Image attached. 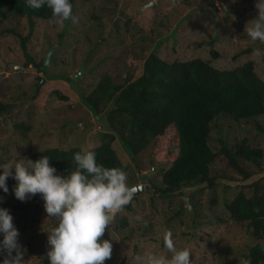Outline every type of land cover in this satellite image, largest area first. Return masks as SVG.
Returning <instances> with one entry per match:
<instances>
[{
    "label": "rangeland",
    "instance_id": "obj_1",
    "mask_svg": "<svg viewBox=\"0 0 264 264\" xmlns=\"http://www.w3.org/2000/svg\"><path fill=\"white\" fill-rule=\"evenodd\" d=\"M73 14L77 22L34 19L33 27L28 17L10 12L0 19V99L10 106L0 116V160L31 158V153L46 148L88 150L98 146L99 134L105 131L103 116L94 115L83 96L92 92L106 72L119 83L138 78L143 73L147 50L155 46L158 34H167L155 47L167 61L203 58L215 62L219 69H232L252 60L264 80V42L252 40L244 31L246 23L258 15L255 0H77ZM12 29L22 36L32 34L28 51L37 62L45 63L42 71L26 65L17 35L3 33ZM169 36L172 39L167 41ZM249 48L251 52L243 53ZM212 51L218 59L212 57ZM82 67L84 72L76 79ZM55 91L68 100L60 99ZM38 93L40 96L34 99ZM258 123L264 128L263 118L219 120L230 147L247 139L252 147L263 150L262 170L243 162L245 170L254 173L244 180L228 159L219 155L211 170L221 177L214 188L201 185L164 198L151 191L148 184L143 185L135 192L132 207L116 213L109 226L111 233L106 229L102 237L113 238L112 257L105 264H135V257L145 252L170 257L163 243L169 232L178 249L191 250L192 264H231L237 248L241 249L246 241L254 243L245 225L230 220L223 203L241 191L250 194L251 184L256 181L264 184V133L257 128ZM212 135L213 148L221 150L217 139L221 135L217 131ZM114 149L126 167L129 185L138 187L150 178L159 186L162 166L154 151L159 153L164 148L154 150L150 145L135 160L119 140ZM15 183L11 177L8 179L9 192L0 190L2 200L13 198L12 203L19 202L12 192ZM192 200L195 207L191 210ZM36 202L39 212L30 225L13 216L27 248L26 264L46 256V231L56 223L52 218L46 221L40 194L31 196L26 204ZM123 216L128 219L126 228L119 225ZM194 220L198 225H193Z\"/></svg>",
    "mask_w": 264,
    "mask_h": 264
},
{
    "label": "trees",
    "instance_id": "obj_2",
    "mask_svg": "<svg viewBox=\"0 0 264 264\" xmlns=\"http://www.w3.org/2000/svg\"><path fill=\"white\" fill-rule=\"evenodd\" d=\"M76 1L71 0L73 8ZM7 12L28 17L32 27L34 19H55L50 8L44 6L34 9L27 6L24 0H0V19ZM5 32L20 38L22 51L27 58L26 65L42 71L45 63L37 62L28 51L32 34L22 36L16 29ZM158 35L154 39L155 46L147 50L143 73L138 78H126L123 83H119L110 72H106L92 92L83 96V102L91 112L98 117L103 116L101 120L105 128L99 134V145L88 151L96 153L99 163L107 167H121L126 171L114 149L117 140L133 160L150 145H153L154 150L164 148L159 153L154 151L162 166L159 171L161 183L158 186L148 178L142 184H148L151 191L164 198L184 194V189L201 185L214 188L221 177L213 175L211 170L219 155H224L229 164L244 176V180H248L254 173L246 171L243 162L262 170L263 150L252 147L247 139L230 147L221 133L219 120L231 118L240 122L264 119V80L257 74L254 62L248 60L232 69H219L215 62L203 58L175 59L170 62L155 49L158 40L167 34L164 37ZM251 51L249 48L243 53ZM212 53V57L218 59L216 51ZM55 93L60 94L58 91ZM39 96L38 93L33 98ZM59 98L68 100L62 95ZM9 108L0 99V116H4ZM257 128L264 133L259 123ZM213 131L221 135L217 138L222 145L219 151L212 146ZM81 150V147L46 148L31 153L30 157L36 160L41 155H48L50 164L58 172L67 174L74 167L73 154ZM251 190L250 194L241 191L223 203L230 220L245 225L248 236L254 239V243L246 241L241 249L237 248L231 257V264H240L241 257L248 259L249 264H264V184L256 181L251 184ZM12 201L13 198H0V206L7 207L13 216L27 225L35 221L39 212L37 202L30 206L26 204L27 200H19L18 203ZM131 202L124 207L130 209ZM189 207L191 210L195 207L193 200ZM119 225L126 228L128 219L123 216ZM193 225H198V222L194 220ZM34 264H48L47 257Z\"/></svg>",
    "mask_w": 264,
    "mask_h": 264
},
{
    "label": "clouds",
    "instance_id": "obj_3",
    "mask_svg": "<svg viewBox=\"0 0 264 264\" xmlns=\"http://www.w3.org/2000/svg\"><path fill=\"white\" fill-rule=\"evenodd\" d=\"M31 8L48 7L60 20L78 18L73 14L71 0H24ZM219 3V0H216ZM258 15L248 21L244 31L252 40L264 42V0H255ZM74 167L67 174L50 164L48 155L38 159L14 158L0 160V190L9 192L8 179L15 197L21 201L40 194L55 226L47 232L48 264H105L112 257L113 238H102L110 230L114 215L132 200L136 188L129 185L127 172L117 166L107 167L97 161L94 151L73 154ZM259 211V209H257ZM0 264H26L27 248L20 240V231L12 213L0 206ZM112 237V236H111ZM171 256L142 253L135 264H192L188 247L178 249L171 233L163 239ZM240 264H249L241 257Z\"/></svg>",
    "mask_w": 264,
    "mask_h": 264
},
{
    "label": "water",
    "instance_id": "obj_4",
    "mask_svg": "<svg viewBox=\"0 0 264 264\" xmlns=\"http://www.w3.org/2000/svg\"><path fill=\"white\" fill-rule=\"evenodd\" d=\"M83 67L81 68V70H80V73L75 77L76 79H78L79 77H80V75H82L83 74ZM148 187H150L149 185H148ZM136 188V192H138L139 190H141V189H143L144 188V186L143 185H140V186H136L135 187Z\"/></svg>",
    "mask_w": 264,
    "mask_h": 264
}]
</instances>
